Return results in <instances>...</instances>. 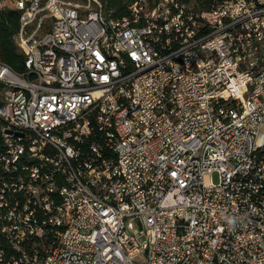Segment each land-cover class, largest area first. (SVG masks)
Here are the masks:
<instances>
[{"label": "built area", "instance_id": "obj_1", "mask_svg": "<svg viewBox=\"0 0 264 264\" xmlns=\"http://www.w3.org/2000/svg\"><path fill=\"white\" fill-rule=\"evenodd\" d=\"M4 8L0 264H264V0Z\"/></svg>", "mask_w": 264, "mask_h": 264}, {"label": "trees", "instance_id": "obj_2", "mask_svg": "<svg viewBox=\"0 0 264 264\" xmlns=\"http://www.w3.org/2000/svg\"><path fill=\"white\" fill-rule=\"evenodd\" d=\"M74 1V0H65ZM106 3V10L113 9L119 14L124 11V6L131 0H102ZM182 2L194 1L201 9H209L214 0H179ZM20 11L13 8L0 9V62L9 66L15 72H21L24 69L23 55L18 51L14 36L19 29ZM4 86L0 84V106L1 92ZM7 243L0 234V249H6Z\"/></svg>", "mask_w": 264, "mask_h": 264}, {"label": "rangeland", "instance_id": "obj_3", "mask_svg": "<svg viewBox=\"0 0 264 264\" xmlns=\"http://www.w3.org/2000/svg\"><path fill=\"white\" fill-rule=\"evenodd\" d=\"M11 1L12 0H0V5L7 4L10 6ZM74 1L83 2L85 0H74ZM258 143H259V145L264 146V130H262V132L258 138ZM210 178H211L212 182H214V183L218 182V176L216 173H213Z\"/></svg>", "mask_w": 264, "mask_h": 264}]
</instances>
